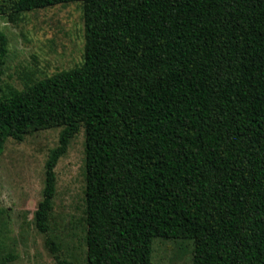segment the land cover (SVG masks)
Masks as SVG:
<instances>
[{
    "label": "trees",
    "instance_id": "trees-1",
    "mask_svg": "<svg viewBox=\"0 0 264 264\" xmlns=\"http://www.w3.org/2000/svg\"><path fill=\"white\" fill-rule=\"evenodd\" d=\"M68 3L81 66L0 88V155L62 127L38 231L83 126L86 264H151L156 238L191 241L192 264H264V0H0V18ZM5 55L0 32V70Z\"/></svg>",
    "mask_w": 264,
    "mask_h": 264
},
{
    "label": "rangeland",
    "instance_id": "rangeland-1",
    "mask_svg": "<svg viewBox=\"0 0 264 264\" xmlns=\"http://www.w3.org/2000/svg\"><path fill=\"white\" fill-rule=\"evenodd\" d=\"M6 55L0 70L1 94L22 91L35 81L81 66L84 24L81 3H68L0 18ZM62 127L34 132L21 142L8 138L0 155V264H86L85 132L81 126L54 169L55 195L43 234L34 214L42 200L45 164L59 145ZM49 236L58 251L45 244ZM188 240L156 238L151 264H192Z\"/></svg>",
    "mask_w": 264,
    "mask_h": 264
}]
</instances>
